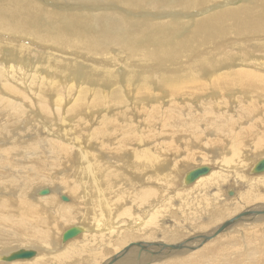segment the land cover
Returning a JSON list of instances; mask_svg holds the SVG:
<instances>
[{
	"label": "bare ground",
	"instance_id": "bare-ground-1",
	"mask_svg": "<svg viewBox=\"0 0 264 264\" xmlns=\"http://www.w3.org/2000/svg\"><path fill=\"white\" fill-rule=\"evenodd\" d=\"M42 1L0 0V264H264V0Z\"/></svg>",
	"mask_w": 264,
	"mask_h": 264
},
{
	"label": "rangeland",
	"instance_id": "rangeland-1",
	"mask_svg": "<svg viewBox=\"0 0 264 264\" xmlns=\"http://www.w3.org/2000/svg\"><path fill=\"white\" fill-rule=\"evenodd\" d=\"M245 2L246 0H238V2H236L235 3V5H238V4H241V3H243V2ZM45 2H47V3H45ZM45 3V4H44ZM42 5H46V7H48L49 9H55L54 7H56V2L55 3H53L52 1H50V3H48V1L47 0H44V1H42V3H41ZM50 5H51V7H50ZM53 7V8H52ZM138 12H140V11H136L135 12V14L136 13H138ZM131 19H135V17L133 16ZM243 42H247V41H243ZM36 48H34V52H33V54H32V57L30 58V59H28L29 61H30V63H32L33 62V64H38V62H39V59L40 60H43L42 58H41V56L39 57V53L41 54V51L40 50H35ZM249 49V48H248ZM247 49V50H248ZM36 51V52H35ZM9 52V51H8ZM38 52V53H37ZM115 52H119V51H117V50H112L111 51V55H110V57L112 58V61H117L118 60V55L115 53ZM254 59H256L257 61H262L263 63H264V54L262 55V54H258V57L257 58H254ZM44 70H46L44 67H42ZM146 68V67H145ZM48 72V71H47ZM54 76V78H56V77H58V75H53ZM52 76V77H53ZM56 76V77H55ZM154 94V93H153ZM155 94H157V93H155ZM154 94V95H155ZM157 96V97H156ZM155 98H163L162 100H165L166 102L164 103V104H169V100L167 99V96L165 95H162V94H160V93H158V95H155L154 96ZM81 138V137H80ZM85 148V147H84ZM199 151V155H201V154H203L202 156H204L205 154H210V152H209V150H207V153L205 152H201L200 150H198ZM198 156V155H197ZM209 160V159H208ZM125 162V161H124ZM210 162H212V161H210ZM208 164H209V162H208ZM255 164V163H254ZM253 164V165H254ZM194 166H197V165H202V163H201V161L199 160V159H197V161L193 164ZM252 165V166H253ZM121 167H119V166H117L115 169L119 172V173H121V174H123L124 176L126 175V177L127 178H125L124 177V187H126L127 189H129V191H131V193H134V191L133 190H131V188H133V186H131L132 184H133V182H132V179H133V177L134 178H136V175H138V174H140V172L138 173V172H136L135 170H134V167H135V165L133 166V167H129V166H124V167H122V164L120 165ZM202 166H205V165H202ZM206 166H207V164H206ZM210 166V165H209ZM215 166V165H214ZM252 166L250 167V169L252 168ZM123 168V169H122ZM214 168V167H213ZM250 169H249V171H250ZM215 170H217V169H215ZM130 171V172H129ZM148 172V171H147ZM147 172H145V174L147 173ZM216 172V171H215ZM214 172V173H215ZM138 173V174H137ZM148 175L150 174V172H148L147 173ZM248 174H249V172H248ZM213 175V174H212ZM151 176V175H150ZM129 177V178H128ZM209 178V177H208ZM130 179V180H129ZM205 179H207V178H205ZM85 182V181H84ZM132 182V183H131ZM120 183V182H119ZM45 188H49V189H52V187L50 186H45ZM241 190V189H240ZM124 191V190H123ZM133 191V192H132ZM229 191H235L236 192V195H233L232 197H230L229 196ZM263 191V190H262ZM114 192L117 194V195H119L120 194V190H114ZM264 192V191H263ZM94 193V196L96 195V193L97 192H93ZM237 193H239V190H236L235 188H229L228 189V191L226 192V198H227V202L229 203V200H232V199H236L237 197ZM58 194V193H57ZM64 195L66 196V197H68V198H71L72 199V197H70L69 195H67L66 193H64ZM62 196V195H61ZM114 198L115 197H113L112 199L114 200ZM115 201V200H114ZM59 202L60 203H62L61 201H60V198H59ZM70 202H72V201H69L68 203H66V202H63L64 204H70ZM121 205H123L124 207H126V205L124 204V202L121 204ZM128 206V205H127ZM89 207V206H88ZM124 223H118L116 226H117V228L116 229H118V230H121V229H123V228H125V225H123V224H127V225H130V222H127V221H123ZM119 224H120V226H119ZM76 226V225H75ZM124 226V227H123ZM72 227V226H71ZM74 227V226H73ZM80 236H78L77 237V239L79 238ZM76 239V238H75ZM74 240V239H73ZM26 249H30V248H26ZM35 250V249H34ZM34 259V258H33ZM33 259H31V260H33ZM25 261H30V260H25ZM25 261H17V262H25ZM14 263V262H13Z\"/></svg>",
	"mask_w": 264,
	"mask_h": 264
},
{
	"label": "water",
	"instance_id": "water-1",
	"mask_svg": "<svg viewBox=\"0 0 264 264\" xmlns=\"http://www.w3.org/2000/svg\"><path fill=\"white\" fill-rule=\"evenodd\" d=\"M210 171H211V168L208 166L194 169L186 175L185 180H184V184L187 186H190L200 177L205 176L208 173H210ZM263 172H264V159L260 160L257 163L253 173L254 174H262ZM50 193H51V191L49 189H43V190H40L38 194L40 196H47V195H50ZM233 195H234L233 192L229 193V196H233ZM61 200L63 202H66V203L70 201L69 198L66 196H63ZM83 232H84V230L82 229V227H79V226H75V227L67 229L64 232V234L62 235V244H65L68 241L77 238ZM36 255H37V252L33 249H30V250L19 249L15 252L11 253L9 256L3 257L1 261L13 262V261H17V260H28V259H32Z\"/></svg>",
	"mask_w": 264,
	"mask_h": 264
}]
</instances>
